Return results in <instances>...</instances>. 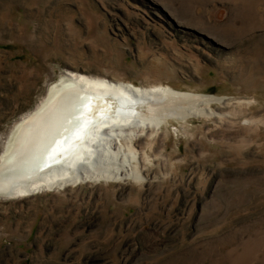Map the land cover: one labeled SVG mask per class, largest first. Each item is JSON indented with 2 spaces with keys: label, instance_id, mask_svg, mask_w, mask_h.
I'll return each mask as SVG.
<instances>
[{
  "label": "rangeland",
  "instance_id": "374dc122",
  "mask_svg": "<svg viewBox=\"0 0 264 264\" xmlns=\"http://www.w3.org/2000/svg\"><path fill=\"white\" fill-rule=\"evenodd\" d=\"M66 70L199 99L121 177L0 197V264H264V0H0V136Z\"/></svg>",
  "mask_w": 264,
  "mask_h": 264
},
{
  "label": "bare ground",
  "instance_id": "6f19581e",
  "mask_svg": "<svg viewBox=\"0 0 264 264\" xmlns=\"http://www.w3.org/2000/svg\"><path fill=\"white\" fill-rule=\"evenodd\" d=\"M48 85L37 105L0 136L2 198L121 177L111 164L118 131L149 117L186 115L187 102L199 99L168 84L136 85L71 70Z\"/></svg>",
  "mask_w": 264,
  "mask_h": 264
}]
</instances>
